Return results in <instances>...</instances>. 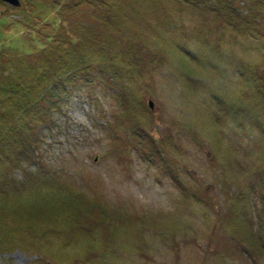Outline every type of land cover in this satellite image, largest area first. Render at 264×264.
<instances>
[{
  "label": "rangeland",
  "instance_id": "374dc122",
  "mask_svg": "<svg viewBox=\"0 0 264 264\" xmlns=\"http://www.w3.org/2000/svg\"><path fill=\"white\" fill-rule=\"evenodd\" d=\"M33 1H0V53L62 99L31 148L3 145L0 186L30 182L3 194L0 264H264V0H236L247 32L173 0H105L113 31Z\"/></svg>",
  "mask_w": 264,
  "mask_h": 264
},
{
  "label": "trees",
  "instance_id": "16d2710c",
  "mask_svg": "<svg viewBox=\"0 0 264 264\" xmlns=\"http://www.w3.org/2000/svg\"><path fill=\"white\" fill-rule=\"evenodd\" d=\"M28 1L29 2L27 3L29 4L30 0ZM173 1L176 3L180 2V3L187 4V5H191L195 8L199 7L202 9L203 12L214 14L221 21L225 20L226 23L229 24V26L236 27V28L243 26L242 27L243 31H246V32L248 31L245 29L246 28L245 25L250 24V20L242 12L239 13V11L236 10L237 9L236 0H173ZM249 2H251V5L249 6V9L251 10V12H254L256 17H260V13H258L259 11L257 10L258 9L257 6L259 4L256 3L255 0L248 1L247 4ZM33 3L34 1L31 0V3L29 4V6L33 5ZM34 5L36 7V4ZM56 6L58 8V11L56 12L60 16H65L69 13L76 14V13H80L81 11L82 13L85 12V14L87 13L88 15L92 14V17H93L92 19L96 23H98V25H100L102 28L106 30H111V31L115 29V23L113 22L112 18L113 16L115 17L116 9L111 3L105 0H64V1L57 0L53 2V8H56ZM84 9H87V11ZM261 10H263V8ZM25 24L28 28H34L37 25L35 21L31 23V19L25 20ZM71 37L72 36H67V35H66V38L61 37V39L64 41V43H61V44L62 45L69 44L71 41ZM136 50L137 48L133 46V49L131 51H133L135 54L137 52ZM54 53L55 52H53V54ZM3 58H4L3 55L0 53V97L4 100L2 103L0 100V105H1L0 106V126L2 129V131L0 130V153L1 154L3 151V145L5 146V143L11 144L13 145V147H15V144L17 142V143H21L22 148H25L26 146V150L27 148L28 149L31 148L32 143L31 141L28 140V138L33 137V140H34L35 127L36 128L39 126L41 127V124L42 126H46L49 123L51 114L53 113L54 110H58L60 103H61V99H62V97H60L62 96L61 95L62 93L55 95L53 92H50L49 90H47V87H32V85L30 86L28 85L26 87L25 85H22L23 83L21 80H19L20 78H12V75L14 73H18V74L20 73V70H21L20 62H22L23 60L21 59L20 62L17 61L16 63V61H13V60L6 61ZM53 64L54 63L51 64L49 61H47V64L42 66L43 67L42 68L43 72L41 73L42 76H40V74L39 76H37L36 78L37 84H39L40 83L39 81L41 80H43V82L45 83L50 79L47 68L50 67V70L53 71L56 68V66ZM29 68L36 69L37 67L33 66L32 64L30 65ZM56 88L57 90L62 88V91L63 90L65 91L64 87H56ZM37 90L41 91V95L37 97L35 101V106L33 105L31 106L30 100H29L30 98L28 99V96L30 97L33 94V92H36ZM53 90H56L55 87ZM39 94L40 93H38V95ZM15 96L18 97L19 100H16ZM13 102H16V103L15 105L11 106L10 103H13ZM22 103L23 105L29 104V106L21 110ZM23 110L25 112H28V110H30V114L25 116L28 119V121H25L23 126H18V124H16L15 122V118L20 117L22 115L21 113L24 112ZM33 124H34V131H33L34 133L32 134L30 131L32 130ZM27 131L29 132V134ZM4 136H9V137L3 138ZM146 137L149 138L148 136ZM118 142H119L118 146L115 147L117 151H119L121 147L123 148L124 137L123 136L122 138L119 137ZM17 151L19 153L22 150L17 149ZM142 151L146 153V150L144 148H142ZM155 152L157 154L154 153L153 151L152 153L148 152V154H151V156L154 157L159 154L157 150H155ZM9 160H11V158ZM41 166L42 165H39L38 167H41ZM23 178L25 179V184H21L17 182V183H14V184H17V186H14V187H13V179H9L8 177H5L2 180L1 182L2 185L0 186V209H3L4 206H6L8 196L11 198L16 197L15 192H14L15 189L18 188V192L16 193L20 194L22 192V189L28 185L27 183L30 182L29 177L24 173ZM61 188L64 189L65 188L64 185L61 186ZM3 194H7L8 196L4 198ZM66 194L69 197H75L74 194L71 193L69 187L66 191ZM49 195L54 196V194L52 193H50ZM36 201L37 200H35V202ZM28 209L31 211L30 214L33 216H36V215L39 216V215H42L43 213L41 212L40 207L35 206V204L33 203H30V206ZM241 224L242 223H239V224L236 223L235 225L233 223L232 225L236 227L237 230H244V226ZM238 225L239 226L241 225V226L237 227ZM1 244L2 243L0 241V245Z\"/></svg>",
  "mask_w": 264,
  "mask_h": 264
},
{
  "label": "water",
  "instance_id": "95a60500",
  "mask_svg": "<svg viewBox=\"0 0 264 264\" xmlns=\"http://www.w3.org/2000/svg\"><path fill=\"white\" fill-rule=\"evenodd\" d=\"M0 1L7 3L10 6L15 7V8H18L20 6L19 0H0ZM148 107L152 109L153 107L152 101H148Z\"/></svg>",
  "mask_w": 264,
  "mask_h": 264
}]
</instances>
